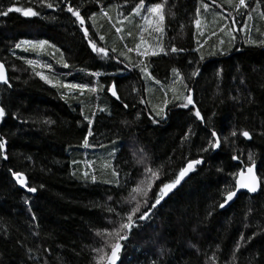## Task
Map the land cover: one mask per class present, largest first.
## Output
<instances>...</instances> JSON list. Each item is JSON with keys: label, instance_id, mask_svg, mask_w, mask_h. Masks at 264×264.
Listing matches in <instances>:
<instances>
[{"label": "trees", "instance_id": "1", "mask_svg": "<svg viewBox=\"0 0 264 264\" xmlns=\"http://www.w3.org/2000/svg\"><path fill=\"white\" fill-rule=\"evenodd\" d=\"M161 2L146 0L148 4ZM72 3L82 6V15L99 11L94 0ZM104 3L109 8L110 4L123 5L124 0ZM136 3L138 0H128L122 9L110 10H123V16H128ZM248 3V14H242L246 10L238 13L223 0H217L212 6L222 8V14L216 15L218 28L198 35L194 18L200 8L199 0H167L163 48L168 51L175 46L185 51L146 58L148 71L160 84L151 79L149 82L158 89L178 87L179 83L173 84L172 69H179L193 90L195 106L205 117L206 126L194 117L191 105L181 108L178 105L182 102L176 100L165 108L166 119L155 118L158 123L153 122L146 102L145 79L139 68L133 67L142 57L128 53L132 60H125L131 67L128 70L97 56L66 11L35 6L34 10L41 13L38 17L16 12L0 16V59L7 67L11 84H0V106L7 113L0 123V137L7 140L8 155L7 160L0 157V264H96L93 249L105 244L96 232L111 229L109 221L118 219L107 209L114 207L124 215L135 204L129 203L130 190L141 180L143 166L135 163L133 153H140L141 148L143 153L137 156L146 154L150 166L160 170L161 179L148 192L147 205L143 197H137L141 212L148 211L149 217L143 221L133 217L135 224L130 232L124 230L128 238L120 241L123 247L116 264H214L210 259L213 254L218 264H264V184L255 194L239 193L227 208L217 207L222 189L232 183L228 174L250 164L249 153L264 180V135H260L264 132V47L245 43L251 36L257 39L264 33V0L259 6L254 0ZM33 5L26 0H0V9ZM99 20L105 41L97 42L124 50L109 21ZM227 22L236 39L231 46L225 43L220 51L216 46L218 31ZM213 31L215 36H211ZM23 40L48 44L36 49L29 45L15 48ZM200 45L204 60H200L201 52L195 50ZM210 52L217 54L209 55ZM27 59L38 60L39 64L29 65ZM64 62L68 68L63 67ZM48 64L51 69L40 66ZM197 68L199 75L189 79ZM219 69L223 72L218 76ZM96 71L115 74L102 75L99 81L104 85L115 81L120 100L112 97L107 87L96 94L66 97L63 93L67 90L52 87L36 75L41 72L53 83L93 84L97 78L90 73ZM134 89L139 90V95ZM141 97L143 104L139 102ZM101 108L106 111H99ZM92 113L93 136L88 137L92 146L85 148L83 140L89 125L84 116ZM189 128L194 135L184 140ZM212 129L229 140L219 150L201 152ZM233 130L238 133L236 137L230 135ZM244 130L252 134V140L239 134ZM116 140H120V148L110 165L101 168L102 161L99 168H92L84 153L106 149ZM129 140L134 141V152L127 149ZM233 155L240 160H233ZM200 158L204 164L196 166L152 208L157 186L162 181L175 180L188 162ZM10 169L25 173L29 186L36 187L37 192L20 188ZM113 169L120 173L119 177ZM85 172L88 178L84 177ZM93 174L97 177L95 183L90 179ZM117 182L122 185L120 188L116 187ZM241 234L245 240L255 236L233 257ZM105 251L110 252V248Z\"/></svg>", "mask_w": 264, "mask_h": 264}, {"label": "snow or ice", "instance_id": "2", "mask_svg": "<svg viewBox=\"0 0 264 264\" xmlns=\"http://www.w3.org/2000/svg\"><path fill=\"white\" fill-rule=\"evenodd\" d=\"M26 2L29 5H33V0H26ZM94 2L98 5L99 11L98 12H85L83 15L81 13V5L79 4H73L72 0H35V5L28 6V7H15V6H9L6 9H0V16H8L11 12L20 13L25 17H38L41 15L40 12L34 10L35 6H39L40 8H46L51 10H61L66 11L71 15V17L74 18L73 23L78 25L79 29L82 32L83 37L85 38L88 46L90 47L91 51L95 53L97 56L105 59V60H113L118 64H123L125 60L129 61V63H132L131 57L128 55V53L136 52L138 56L141 57H149V56H159L161 53L164 55H168L169 52L171 53H178L183 52L185 49H178L175 46H171L168 51H166L163 47L159 44L160 36L164 34V21H165V13L164 8L167 3V0H162L161 3H150L146 4V0H138V3H136L131 9L130 14L132 16H142V19H144L146 25L152 26L150 35L152 33L158 34L156 35L155 39L158 41L155 47H153L152 44L148 42V40L143 35L144 32H149V28L143 27L141 30V33L139 35V42L135 44L134 48H129L127 44L123 45L124 50L117 51L116 47H108L104 46L102 44H99L97 41H105V36L100 35L98 31H96V18L97 16H101L105 18L108 21L112 20V17L109 15V11L106 10V6L104 3V0H94ZM224 3H227L229 6L235 9L236 12L240 13L241 10H246L242 14H248L247 10L250 9V4L248 3V0H223ZM257 6H259L260 0H254ZM128 0H124L123 5H108L109 8L116 7L118 9H122L125 5H127ZM200 8H197L196 10V17L194 18V24L197 29L198 35H203V32L200 31L201 29V19L200 12L201 9L207 11L212 5L217 4V0H199ZM63 5V7H61ZM222 6V5H221ZM144 13H147V15H143ZM118 15L123 16V12L119 11ZM261 16H264V12L261 13ZM87 17V19H86ZM127 19V17H124ZM249 19H252L251 15L248 16ZM89 22L90 25H89ZM122 22V21H121ZM233 22H235L233 18ZM90 27L93 29V31L90 32ZM115 27V25H113ZM240 29H236V31H239ZM123 31L122 28L117 27L116 32L121 33ZM231 31V30H230ZM259 31V29H257ZM221 32H223V28H221ZM128 36H132L131 32L127 33ZM212 36L216 35V32L213 31L211 33ZM261 38L257 39H246L245 43L253 46H259L264 47V33H260ZM211 36L209 37V39ZM125 37L123 35L120 36V40H124ZM236 37L234 35H230V39L226 42L223 39L219 40L220 45H224L225 43H228L229 46H231V41L235 40ZM199 44L200 42L197 41ZM46 44H48V41H39V42H33L29 40H23L15 45V48H21L22 45H29L32 49L36 48H43ZM55 47V46H52ZM203 45H200V47L196 48L195 50L197 52H201V48ZM24 51H29V48H24ZM220 51H223L221 48ZM217 53L210 52L209 55H215ZM120 57H123V59H120ZM20 59H23V57H18ZM205 56L201 52L200 60H204ZM26 63L32 66H36L39 64L38 60L33 59H27ZM191 63V62H190ZM41 67H47L51 69V65H40ZM64 68H68L69 65L67 62H64L63 64ZM133 67H138L140 72L143 74V78L145 80L151 79L154 80L155 83L160 84L159 80H156V78L152 75L150 71H148V65L145 64L144 60H139L136 63L133 64ZM223 69H219L217 72V75H222ZM173 84L179 83L181 85V88L184 93H186L183 96V102L178 105V107L181 108H188L189 105L192 106V114L194 117L201 122L202 124H205V117L201 114L199 108L195 106V101L193 99L192 95V89L189 88L187 82L184 79V76L180 73L179 69L173 68ZM36 75L40 77L41 80H43L45 83L51 84L52 87H60L62 89L67 90L63 93L64 96L70 97L73 94H76L78 96H83L87 93H93L96 94L100 91H103L105 87H107V90L110 92L112 97H115L116 100H120V96L118 95L117 91V84L115 81H111L109 84L104 85L99 81V77L102 75H115L114 73H101L99 71L91 72L90 75L97 78L93 84H85V83H78V82H58L53 83L52 80H50L47 76H45L41 72H37ZM199 75V68H197L195 71H193L189 75V79L192 77H196ZM243 82V81H242ZM0 83H4L8 87H11V84L9 82L8 76L6 74L5 64L4 62H0ZM134 91L137 92L139 95V90L134 89ZM173 93L175 94L173 96V100H167L165 99L163 101V107L160 108L158 111L153 109L155 112V117H161L163 119H166L167 116L164 114L162 116V113H164V109L167 108L169 103H172L175 100H179L180 96L177 94V89L175 87L172 88ZM165 95H167L165 93ZM235 99V98H233ZM140 103H145V100L141 97ZM124 108H127V104H123ZM99 111L104 112L106 109H99ZM83 115V112H82ZM111 115V113H109ZM214 115V113H213ZM7 116L5 107L0 106V123H3L5 121V118ZM95 117V113H92L91 116H84V119L88 122V129H87V135L85 136L83 140V147L87 148L92 145L89 144L88 137L93 136V132L91 130V124L93 123ZM153 117V122L158 123V121ZM137 119H139V116H137ZM23 122V121H22ZM45 123H51V121H45ZM125 124L128 122L125 121ZM242 137L247 138L248 140H252V134L247 131H241L239 133ZM191 135H194L191 128L188 129V132L184 136V140H188ZM231 137H236L238 135L236 130H233L230 133ZM260 135H264V132H261ZM210 139L207 141L206 146L201 148V152H209V151H216L221 149L222 143H226L229 140V137H221L217 134L215 129L210 130ZM115 143V141H113ZM103 146V145H101ZM140 153H143V149L141 148ZM110 155H114L113 153H110ZM133 156L135 157V163L137 165H141L142 172L141 175L144 177L142 180L139 181V183L132 187L130 190L129 195V203L132 201H135L134 206L130 207L128 211L121 215L119 212L116 211L114 207H109L107 210L111 213H113L118 219L109 221L110 224H112L111 229H103L96 232L97 236L102 237L105 240L104 247H99L93 249V252L97 254L96 256V264H116V261L119 259L118 253L122 249V244L120 241L126 240L128 238V233L124 230L127 229L128 232L131 231V228L134 226L135 221L133 220V217H136L137 220H146L149 217L148 211L141 212V203L140 200L137 199V197H143L144 198V204L147 205V196L148 192L151 191L152 187L155 185V182L157 180H160V170L159 169H153L150 164L147 162L146 154L139 155L134 152ZM0 157H2L4 160L8 159L7 155V140L3 137H0ZM233 160H240V157L233 155ZM247 160L251 162L248 165H245L243 168H241L238 172L235 173H229L228 175L232 178L231 184H226L224 188L222 189L220 195H221V202L218 203L217 207L220 209H224L225 207L229 206L230 203L234 200V198L237 197L238 193L241 190H247L249 193H257L259 190H261V185L264 184V180H262L260 177L256 175L254 172L255 163L253 162V155L251 153L248 154ZM73 163H77L76 161H73ZM241 163H243L241 161ZM204 164L203 158L192 160L187 163V165L182 168L179 171L178 177L175 180H172L170 182H161L159 186H157V192L153 195V203L151 204L152 208H155L157 205L161 203V200L168 195L169 192H171L173 189L177 187L181 183V180L191 171L195 169V166ZM10 175L13 178L14 182L17 183L21 188L25 189L29 193H36L37 188L33 186H29L28 184V178L25 175V173L21 171H14L9 170ZM217 171L222 172L223 169H217ZM75 175V173H73ZM113 174L117 177H119L120 173L113 169ZM84 177L88 178L89 174L87 172L84 173ZM90 179L93 183L96 182L97 177L93 174L91 175ZM107 183V181H106ZM122 185L117 182L116 187L120 188ZM109 200L112 199L111 196L108 197ZM139 213V215H137ZM211 211L209 212V216L211 215ZM33 220H35V215L33 214L32 217ZM126 220V222H125ZM247 227V225H245ZM255 234L248 237L247 240H245V237L243 234L240 235L239 241L236 244L235 249L233 250V257L236 253L240 251V248L247 244L253 239ZM114 241V242H113ZM195 248V245H193ZM106 248H110V252L105 251ZM210 259L214 262V264H218V261L216 260L215 254H213ZM153 264H156L155 261H153Z\"/></svg>", "mask_w": 264, "mask_h": 264}, {"label": "rangeland", "instance_id": "3", "mask_svg": "<svg viewBox=\"0 0 264 264\" xmlns=\"http://www.w3.org/2000/svg\"><path fill=\"white\" fill-rule=\"evenodd\" d=\"M89 1H92V0H89ZM146 4H148V3H146ZM106 10L109 11V15L112 17V20L109 21V23L111 24L112 27H113V25H115V27H113L114 30L116 31L117 27L123 29V31L121 33L116 32L117 33V39L119 41H121V43L123 45L127 44V46L129 48H134L135 44L139 42V35L141 33L142 28L147 26L149 28V32H144L143 35L148 40V42L153 45V47L156 46L158 41L155 39V37L158 34H155V33H152L151 35L149 34L151 32L152 26L146 25L144 19H142V16H132L131 14L128 16H120V15H118V13L116 11L110 10V8L106 7ZM221 10H222L221 7H220V9H217L213 6H211L207 11L201 9L200 17H199L201 19V24H202L201 29H200L201 32L207 33L210 30L218 28L219 21L216 20V15L219 16L220 14H222ZM121 11L123 12V10H121ZM218 11H219V13H218ZM213 12H214V15L212 14ZM164 13H165V20H166L165 8H164ZM205 13H207L210 16L209 20H207V16H205L206 15ZM143 15H147V13H144ZM97 17H98V19H96V26L97 27L95 30L98 31L100 34V32H101L100 21L101 20H99V19L104 20L105 18H103L99 15ZM124 17H127V19H125ZM251 17H252V15H251ZM252 19L255 20V18H253V17H252ZM230 20L231 19H229V21ZM164 24H165V21H164ZM164 24H163V27H164ZM222 28H223V32H221V29L218 31V32H220L218 42L216 43V46L218 48H222V46H223V45L219 44L220 39H223L227 42L230 39V35H232V32L230 31L231 26L228 24V22L226 24H224ZM164 29H165V27H164ZM254 31L255 30L253 29L252 33H255ZM128 32H131L132 36H128L127 35ZM100 35H103V34H100ZM121 35H123L125 37V39L123 41L120 40ZM164 36H165V31H164V34L162 36H160V39H159V44L161 47L164 46V44H163ZM251 38L253 39V36H251ZM231 43H232V41H231ZM132 53H136V52L134 51V52H131V54ZM141 60H144V62H146L145 57H142ZM119 66L122 68L128 69V70L131 69L130 65H128V63L126 61H124L123 64H119ZM172 79H173V76H172ZM145 83H146V91H147V101L146 102H147V104H149L150 111L152 112V116L155 117V112L153 111V109L158 111L160 108H162L163 107V101L165 99L168 100V98H169V100L170 99L173 100V96L175 95L172 91L173 87H168V89H167L166 87L162 86L160 89H158V88H156L157 86L155 87V86L151 85V83L149 82V79L145 80ZM175 85H178V83H176ZM174 87L177 89V94H179V96H180V99L176 100V101L183 102V96L186 93L183 92L180 85H178V87H176V86H174ZM170 92H171V94H170ZM165 93L167 95H165ZM159 95L161 96V99H160V97H158ZM164 114H166L165 109H164V113H162V116ZM155 118H161V117H155ZM126 143L128 145L127 149H129L131 152L132 151L134 152V141L129 140V141H126ZM105 148L106 149H90L89 151H86V153H84L85 154L84 157L86 159H88V164L92 165L91 166L92 168H94V167L99 168V163L101 164L102 161H103V163L101 164V168H107L110 165L112 158L117 154V152L120 148V140H116L113 145L107 146ZM113 152H114V155H110V153H113ZM138 154H140V153H137V155ZM90 155H92L94 158L89 157ZM141 155H143V154H141ZM104 157H106V159ZM258 175H259V172H258ZM143 178L144 177L142 176L141 180Z\"/></svg>", "mask_w": 264, "mask_h": 264}, {"label": "water", "instance_id": "4", "mask_svg": "<svg viewBox=\"0 0 264 264\" xmlns=\"http://www.w3.org/2000/svg\"><path fill=\"white\" fill-rule=\"evenodd\" d=\"M0 62H2L1 59H0ZM5 69H6V74H7V76H8V71H7V67H6V66H5ZM0 84H4V83H0ZM114 98H115V97H114ZM197 166H198V165H197ZM195 167H196V166H195ZM254 172H255L256 175L259 177V175H258V170H257V165H256V164H255ZM187 175H188V174H187ZM187 175L181 180V183L184 181V179L187 177ZM181 183H180V184H181ZM180 184H179V185H180ZM179 185H177V187H178ZM19 187H20V186H19ZM177 187H176V188H177ZM20 188H21V187H20ZM176 188H175V189H176ZM22 189H23V188H22ZM175 189H173L171 192H173ZM24 190H25V189H24ZM171 192H169L168 195H169ZM241 192H247V190H241L239 193H241ZM239 193H238V194H239ZM248 193H249V192H248ZM250 194H255V193H250ZM168 195H167V196H168ZM167 196H165V197H167ZM237 196H238V195H237ZM165 197H164V198H165ZM236 198H237V197H236ZM236 198H234V200L230 203V205L236 200ZM227 207H228V206H227ZM227 207H225V208H227ZM118 255H119V253H118ZM116 262H117V261H116Z\"/></svg>", "mask_w": 264, "mask_h": 264}, {"label": "bare ground", "instance_id": "5", "mask_svg": "<svg viewBox=\"0 0 264 264\" xmlns=\"http://www.w3.org/2000/svg\"><path fill=\"white\" fill-rule=\"evenodd\" d=\"M82 77V76H81Z\"/></svg>", "mask_w": 264, "mask_h": 264}]
</instances>
